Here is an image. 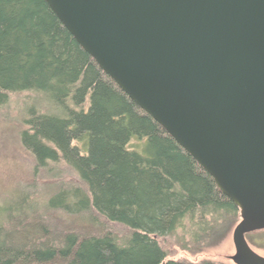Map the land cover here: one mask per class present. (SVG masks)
<instances>
[{"label":"trees","instance_id":"obj_1","mask_svg":"<svg viewBox=\"0 0 264 264\" xmlns=\"http://www.w3.org/2000/svg\"><path fill=\"white\" fill-rule=\"evenodd\" d=\"M23 92L41 98L25 108L19 141L53 189L37 200L15 191L0 206V264H214L168 258L165 238L210 246L240 218L237 206L44 0H0V108ZM246 237L264 248V229Z\"/></svg>","mask_w":264,"mask_h":264},{"label":"water","instance_id":"obj_2","mask_svg":"<svg viewBox=\"0 0 264 264\" xmlns=\"http://www.w3.org/2000/svg\"><path fill=\"white\" fill-rule=\"evenodd\" d=\"M239 209L234 264H264V0H44Z\"/></svg>","mask_w":264,"mask_h":264},{"label":"rangeland","instance_id":"obj_3","mask_svg":"<svg viewBox=\"0 0 264 264\" xmlns=\"http://www.w3.org/2000/svg\"><path fill=\"white\" fill-rule=\"evenodd\" d=\"M40 98L39 94L30 92L18 93L11 95L8 103L0 108V206L13 199L15 191L22 196L28 195L30 197L33 195V199L37 200L38 196L35 193L42 191L43 195H48L53 189V187L50 188L47 181L49 174L45 175V170H34L32 155L23 148L19 141V134L22 129H25L23 112L26 107L38 104ZM59 166L61 169H58V171H63L62 179L67 180L70 175L69 169L64 165ZM35 210L37 213H41L38 208ZM44 214L43 221L46 225L54 228L53 213L47 210ZM54 214V217L57 218L56 212ZM239 221L240 218L236 219L232 227L219 237L216 243L198 251L179 247L175 242V236L165 238L163 247L168 253V258L172 260L234 264L229 259V256H232L235 252L232 232ZM246 235L245 241L248 248L256 255L264 258V248L261 246V239L257 238L255 240L260 245L258 247L251 243V240Z\"/></svg>","mask_w":264,"mask_h":264}]
</instances>
